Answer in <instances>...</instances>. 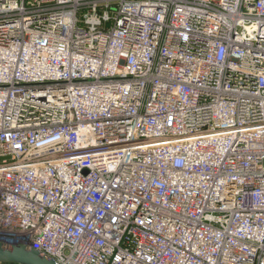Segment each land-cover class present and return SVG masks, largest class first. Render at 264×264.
Listing matches in <instances>:
<instances>
[{"label":"built area","instance_id":"obj_1","mask_svg":"<svg viewBox=\"0 0 264 264\" xmlns=\"http://www.w3.org/2000/svg\"><path fill=\"white\" fill-rule=\"evenodd\" d=\"M0 241L264 264V0H0Z\"/></svg>","mask_w":264,"mask_h":264},{"label":"water","instance_id":"obj_2","mask_svg":"<svg viewBox=\"0 0 264 264\" xmlns=\"http://www.w3.org/2000/svg\"><path fill=\"white\" fill-rule=\"evenodd\" d=\"M0 264H58L53 258L29 246L0 241Z\"/></svg>","mask_w":264,"mask_h":264}]
</instances>
